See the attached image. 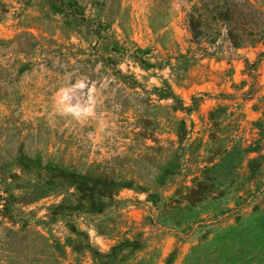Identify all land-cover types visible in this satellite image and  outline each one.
<instances>
[{"label": "rangeland", "instance_id": "obj_1", "mask_svg": "<svg viewBox=\"0 0 264 264\" xmlns=\"http://www.w3.org/2000/svg\"><path fill=\"white\" fill-rule=\"evenodd\" d=\"M0 264H264V0H0Z\"/></svg>", "mask_w": 264, "mask_h": 264}, {"label": "trees", "instance_id": "obj_2", "mask_svg": "<svg viewBox=\"0 0 264 264\" xmlns=\"http://www.w3.org/2000/svg\"><path fill=\"white\" fill-rule=\"evenodd\" d=\"M164 98L174 99L180 108L183 107V103L178 100V97L169 91L167 95H164ZM174 170V167H169L167 164L166 171L163 172L160 177H157V180L160 182H164L171 172ZM68 178L72 181L74 186L78 191H83V198L88 197V194L97 193L101 196L98 200H90L87 205V209H102L109 204H111L114 200V190L116 187L132 185L134 183L133 180H127L122 177H118L115 175H110L104 171H99L96 169L90 170L86 173H76V172H68Z\"/></svg>", "mask_w": 264, "mask_h": 264}]
</instances>
